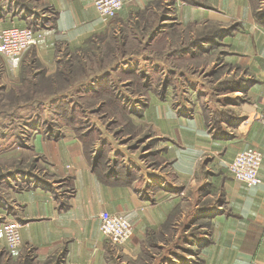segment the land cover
I'll return each instance as SVG.
<instances>
[{
    "label": "crops",
    "instance_id": "1",
    "mask_svg": "<svg viewBox=\"0 0 264 264\" xmlns=\"http://www.w3.org/2000/svg\"><path fill=\"white\" fill-rule=\"evenodd\" d=\"M94 1L38 0L39 9L49 7L54 14L47 21L44 15L42 25L36 23L42 36L24 54H34L46 75L60 70L62 50L71 54L114 26V20L99 15ZM149 1L125 0L118 16L125 20ZM209 1L212 7L185 4L180 9L183 26L208 20L239 24L224 36L231 42L232 74L237 76L236 88L224 96L235 118H251L236 124L226 119L220 126L224 131L217 134L196 112L162 114L158 105L151 125L165 137V155H81V143L70 150L69 145L40 141L37 148L49 154L42 155L38 166L47 181L32 177L29 186L10 196L11 218L21 222V239L34 249L35 264H109L113 241L100 232L103 212H120L134 225V236L123 246L129 252L140 250L146 239L167 238L161 228L176 223L177 209L189 225L183 236L197 238L193 245L188 242L194 249L183 250L191 256L187 264L264 263V122L252 117L264 97V0L257 9L253 0ZM34 15L0 16V32L12 25L33 26ZM0 55L15 71L24 63L6 57L1 48ZM243 96L248 102L238 104ZM241 106L249 113L242 115ZM248 147L263 154L257 185L236 180L222 163ZM206 150L216 154L202 155ZM195 223L199 232L192 235Z\"/></svg>",
    "mask_w": 264,
    "mask_h": 264
},
{
    "label": "rangeland",
    "instance_id": "2",
    "mask_svg": "<svg viewBox=\"0 0 264 264\" xmlns=\"http://www.w3.org/2000/svg\"><path fill=\"white\" fill-rule=\"evenodd\" d=\"M185 4L212 7L209 0H153L125 20L117 14L109 18L114 20L112 29L89 39L86 47L71 54L62 50L59 72H64L37 86L27 79L32 55L24 53L31 46L17 57L24 62L18 71L0 55V220L13 215V192L29 186L32 177L47 181L38 166L42 155L49 154L37 148L40 141L69 145L70 150L81 143V155H165V137L157 136L151 125L158 105L162 114L196 112L217 134L224 131L220 126L226 119L234 124L246 120L249 111L241 106L245 116L235 118L224 96L236 88L237 76L232 74L231 42L223 35L233 34L239 24L223 26L208 20L185 27L181 18ZM253 4L257 9L262 0ZM48 8L39 9L38 0H0V16L17 19L35 13V24L53 16ZM216 27L226 30L220 33ZM210 34L209 40L203 38ZM240 101L248 102L244 96ZM215 154L206 150L202 155ZM179 212L174 225L163 224L164 240L146 239L140 250L129 252L123 250L127 242L111 241L109 264H187L191 256L183 250L194 249L197 238L183 236L189 225ZM198 232L195 223L191 233ZM33 250L23 243L9 249L0 242V264H35Z\"/></svg>",
    "mask_w": 264,
    "mask_h": 264
},
{
    "label": "built area",
    "instance_id": "3",
    "mask_svg": "<svg viewBox=\"0 0 264 264\" xmlns=\"http://www.w3.org/2000/svg\"><path fill=\"white\" fill-rule=\"evenodd\" d=\"M94 5L103 18L116 16L126 5L125 0H95ZM40 30L32 26L12 25L0 32V48L11 58H17L30 46L36 45L41 38ZM252 117L264 122V97L261 105L255 110ZM247 117L246 119H250ZM263 161L262 152L254 147L238 151L232 160L223 159L222 163L230 175L248 185H257L262 182L260 169ZM21 222L17 219L5 217L0 220V242L9 249L19 248L21 239ZM100 232L112 239L114 243L125 244L135 233L134 225L120 212H103L100 215ZM250 264H264L253 260Z\"/></svg>",
    "mask_w": 264,
    "mask_h": 264
},
{
    "label": "trees",
    "instance_id": "4",
    "mask_svg": "<svg viewBox=\"0 0 264 264\" xmlns=\"http://www.w3.org/2000/svg\"><path fill=\"white\" fill-rule=\"evenodd\" d=\"M18 6L19 5H21L19 2H18V4H17ZM22 6V5H21ZM27 8V5H25V6H22V9H26ZM35 14V13H34ZM26 17H27V15H25ZM44 23V22H43ZM43 23H41V25L43 24ZM32 27H34V28H36L37 27V24H34ZM216 30H218L220 33L221 32H223L224 30H226V29H224V28H219V27H216ZM218 32V33H219ZM217 33V34H218ZM226 35V33L223 35V36H225ZM212 36L213 35H205L203 38L204 39H207V40H209L210 38H212ZM34 46V45H33ZM31 64L30 65H32V67H31V74H29V75H31L29 78H27L28 79V81L29 80H32L34 83V85H32V86H37L38 84H39V82L40 81H42V80H53L54 78L56 79L57 77H58V75H59V73L61 72V73H63L64 72V70H62V71H57V72H55V73H53L52 75L50 74V75H46V73H45V68L39 63V61H38V58L34 55V54H32V56H31ZM37 63L39 64V66H37V67H35L34 68V66L35 65H37ZM70 72V71H69ZM57 75V76H56ZM61 75H63V74H61ZM27 77H28V75H27Z\"/></svg>",
    "mask_w": 264,
    "mask_h": 264
}]
</instances>
